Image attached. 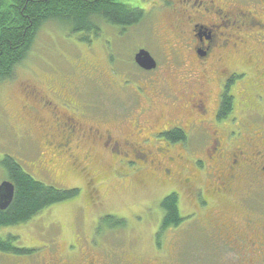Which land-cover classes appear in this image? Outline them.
<instances>
[{
  "label": "flooded vegetation",
  "instance_id": "1",
  "mask_svg": "<svg viewBox=\"0 0 264 264\" xmlns=\"http://www.w3.org/2000/svg\"><path fill=\"white\" fill-rule=\"evenodd\" d=\"M156 10L164 11L170 39L158 43L157 57L136 46L135 70L119 86L138 108L116 112L115 124L88 120L48 79L44 88L22 84L21 112L38 132V166L46 177L53 174L47 169L57 177L69 167L83 172L94 158L120 164L133 170L135 186L146 179L175 183L170 191L179 213L184 203L195 223L180 215V225L164 226L162 213L148 249L85 238L81 252L68 248L63 263L54 254V264H264V0H151L146 17ZM140 50L154 59V69L136 64ZM106 58L126 64L112 50ZM196 150L202 156L189 159ZM188 227L199 228L204 241L197 251L191 247V260ZM168 232L178 235L176 255L172 240L165 242Z\"/></svg>",
  "mask_w": 264,
  "mask_h": 264
},
{
  "label": "rangeland",
  "instance_id": "2",
  "mask_svg": "<svg viewBox=\"0 0 264 264\" xmlns=\"http://www.w3.org/2000/svg\"><path fill=\"white\" fill-rule=\"evenodd\" d=\"M120 1L130 6L138 5L137 0ZM143 3L142 10L151 0H143ZM163 13V10H156L147 14L138 26L127 27V30L101 24L98 36L70 33L58 22H48L39 29L27 58L16 67L14 78L0 83V163L4 157H12L36 181L58 190L79 191L76 198L45 209L26 224L0 229L2 238H15V247L33 251L26 255L0 253V264H54L53 256L57 253L63 263L68 248L76 254L81 252L85 238L96 244H125L136 252L150 247L162 219L160 203L172 194L171 189H176L175 183L156 185L153 180L146 179L147 182L135 186L131 168L104 163L99 158H94L90 168L83 172L76 170L74 173V167H69L70 171H63V175L57 177L54 171L47 169L53 174L46 177L38 166L41 158L36 154L34 142L38 132L29 128V119L21 112L20 90L24 83L44 88L49 79L51 86L68 93V99L88 120L115 124L116 112L122 115L135 105L139 107L127 89L119 88L124 75L135 70L130 59L136 46L145 45L157 57L158 43L162 45L170 39ZM106 49L112 50L126 64L114 66L112 59L106 58ZM112 66L116 75L110 70ZM173 67L177 76L182 75L183 70L178 65ZM159 106L162 108L161 104ZM28 130L32 131L30 138L22 136L21 133ZM193 152L189 159L202 156L200 151ZM6 178V171L0 165V183ZM94 178L98 184L89 183ZM182 208L180 215L186 219V224L195 223L196 216L187 214L189 210L184 203ZM184 232H188L187 259L191 260V247L195 251L203 247L202 231L188 227ZM176 236L174 232L165 236V242L172 240L168 248L173 255L177 251L172 247Z\"/></svg>",
  "mask_w": 264,
  "mask_h": 264
},
{
  "label": "trees",
  "instance_id": "3",
  "mask_svg": "<svg viewBox=\"0 0 264 264\" xmlns=\"http://www.w3.org/2000/svg\"><path fill=\"white\" fill-rule=\"evenodd\" d=\"M137 6L120 0H0V83L14 78L16 67L27 58L44 24L58 22L70 33L98 36L101 24L121 29L140 24L146 12ZM0 165L6 171V180L14 186L11 204L0 210V229L26 224L45 209L76 198L79 193L77 189L58 190L36 181L12 157H4ZM160 209L164 226L182 223L175 194L165 197ZM14 241L12 236H0V253L33 252L15 247Z\"/></svg>",
  "mask_w": 264,
  "mask_h": 264
},
{
  "label": "water",
  "instance_id": "4",
  "mask_svg": "<svg viewBox=\"0 0 264 264\" xmlns=\"http://www.w3.org/2000/svg\"><path fill=\"white\" fill-rule=\"evenodd\" d=\"M136 64L145 70H152L156 67V62L151 55L145 51L140 50L134 57ZM14 197V186L9 181L0 183V210H5L9 207Z\"/></svg>",
  "mask_w": 264,
  "mask_h": 264
}]
</instances>
